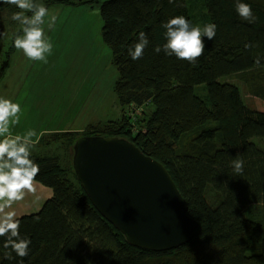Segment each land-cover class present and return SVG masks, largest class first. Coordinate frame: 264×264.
Listing matches in <instances>:
<instances>
[{
  "label": "trees",
  "instance_id": "16d2710c",
  "mask_svg": "<svg viewBox=\"0 0 264 264\" xmlns=\"http://www.w3.org/2000/svg\"><path fill=\"white\" fill-rule=\"evenodd\" d=\"M37 1L47 8L98 9L101 38L118 72L113 90L122 106L141 111L79 133L40 136L35 147L52 151H32L40 166L35 181L52 193L37 211L17 217L21 236L31 240L28 255L18 257L0 237V264H264V110L227 80L235 76L264 102V0H240L251 5L253 22L238 15V0ZM17 11L0 2V45L20 32L11 19ZM176 15L193 25H216L195 63L154 51L166 42L162 24ZM141 31L149 44L132 60L129 49ZM13 50L14 44L8 57ZM8 60L0 63V77ZM91 135L127 138L167 168L198 222L187 243L166 251L138 248L93 206L72 165L74 142ZM236 159L244 162L239 174Z\"/></svg>",
  "mask_w": 264,
  "mask_h": 264
},
{
  "label": "rangeland",
  "instance_id": "374dc122",
  "mask_svg": "<svg viewBox=\"0 0 264 264\" xmlns=\"http://www.w3.org/2000/svg\"><path fill=\"white\" fill-rule=\"evenodd\" d=\"M36 3L42 4L41 1ZM48 10L49 15L42 25L53 45L52 53L47 55V63L30 60L15 47L8 57L13 45V33L1 42L0 63L9 60L0 78V97L10 99L19 88L31 87L41 98V103L37 104L40 111L46 113L45 117L38 118L42 129L40 136L66 130L79 133L92 126L112 123L124 112L130 118L139 113L141 108L122 106L113 90L118 72L112 63L111 51L101 38L102 22L98 9L85 5H53ZM52 16L56 19L49 26ZM227 80L241 86L245 101L264 110V102L248 94L235 76ZM30 110L34 112L35 109L30 107L26 117ZM140 123L145 124V121L140 119ZM132 128L137 130L134 125ZM40 136L34 139L31 151H52V146L48 147L49 151L41 145L35 147ZM221 160L226 162L224 154H221Z\"/></svg>",
  "mask_w": 264,
  "mask_h": 264
},
{
  "label": "water",
  "instance_id": "95a60500",
  "mask_svg": "<svg viewBox=\"0 0 264 264\" xmlns=\"http://www.w3.org/2000/svg\"><path fill=\"white\" fill-rule=\"evenodd\" d=\"M72 165L93 206L138 248L166 251L187 243L198 222L167 168L132 141L82 136Z\"/></svg>",
  "mask_w": 264,
  "mask_h": 264
},
{
  "label": "clouds",
  "instance_id": "9594fccd",
  "mask_svg": "<svg viewBox=\"0 0 264 264\" xmlns=\"http://www.w3.org/2000/svg\"><path fill=\"white\" fill-rule=\"evenodd\" d=\"M0 2L14 5L20 10L11 17L21 26L20 32L14 35V47L22 50L30 60L47 63V55L52 53L53 48L42 27L44 18L49 15L48 8L43 4L35 3L34 0H0ZM236 11L245 21L255 20L250 4L238 0ZM55 19V16L50 18L49 26L55 22ZM162 27L166 30L164 34L166 42L162 46H156L154 51L159 53L163 50L165 55L175 56L189 63H195L203 55L205 38L212 40L216 35L214 23L201 27L193 25L182 15L170 17ZM148 44L146 33L141 31L138 34V42L129 49L131 59L142 58ZM250 47L253 45L245 44V48ZM254 63L257 67L261 66L259 57ZM20 113L19 103L0 97V237L6 238L5 248L10 247L18 257L23 258L28 255L31 240L21 236L20 221L16 213L5 210L10 209L15 202L23 200L26 192H35L34 182L40 172V166L32 159L31 151L32 138L36 137V131L29 129L23 135L12 133V126L20 122ZM243 164V160L240 159L233 161L235 173L239 174L243 171ZM4 258L13 259L11 253H6Z\"/></svg>",
  "mask_w": 264,
  "mask_h": 264
},
{
  "label": "crops",
  "instance_id": "0c3cea01",
  "mask_svg": "<svg viewBox=\"0 0 264 264\" xmlns=\"http://www.w3.org/2000/svg\"><path fill=\"white\" fill-rule=\"evenodd\" d=\"M3 75L0 77L2 78ZM13 102L19 103L21 107V113L20 115V122L19 124H16L12 126L11 130L13 135L25 134L31 124H34L30 129H33L36 131L37 135L36 137H33L34 139L38 138L41 134V124L38 118L40 116L45 117L46 113L40 111V107H38L37 104L41 103V98L37 96V93L30 87L28 89L26 88H19V90L15 93H12V95L9 97ZM30 107H33L36 111L34 113L32 110H30L29 116L26 117V114ZM33 114V115H32ZM35 192L34 193H25V197L23 200L15 202L10 209H6L5 211H14L16 213V216L19 217L24 214H28L34 211H37L42 203L51 196V190L40 184L39 182L35 181Z\"/></svg>",
  "mask_w": 264,
  "mask_h": 264
}]
</instances>
